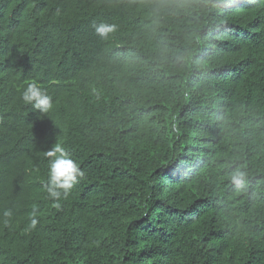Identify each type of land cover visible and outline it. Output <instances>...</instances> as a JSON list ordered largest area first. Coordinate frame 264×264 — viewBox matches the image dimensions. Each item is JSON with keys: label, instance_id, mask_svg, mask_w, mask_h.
I'll return each mask as SVG.
<instances>
[{"label": "trees", "instance_id": "1", "mask_svg": "<svg viewBox=\"0 0 264 264\" xmlns=\"http://www.w3.org/2000/svg\"><path fill=\"white\" fill-rule=\"evenodd\" d=\"M0 264H264V0H0Z\"/></svg>", "mask_w": 264, "mask_h": 264}, {"label": "clouds", "instance_id": "2", "mask_svg": "<svg viewBox=\"0 0 264 264\" xmlns=\"http://www.w3.org/2000/svg\"><path fill=\"white\" fill-rule=\"evenodd\" d=\"M110 28L104 25L97 27L96 31L101 36L106 35ZM23 100L25 103L32 104V106L40 112H47L51 107V98L40 89L36 84H29L23 93ZM50 157L49 167V182L47 186L48 194L51 198L59 199L62 195L67 197L71 189L78 182V178L83 176L78 164L74 162L63 147L57 145L48 153ZM243 173H237L232 176V180L240 184L242 183L240 177ZM59 207V204L56 205ZM36 219L32 220L31 227L36 226Z\"/></svg>", "mask_w": 264, "mask_h": 264}]
</instances>
